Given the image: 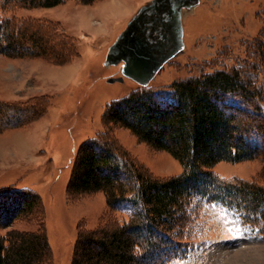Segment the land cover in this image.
Segmentation results:
<instances>
[{"label": "rangeland", "instance_id": "1", "mask_svg": "<svg viewBox=\"0 0 264 264\" xmlns=\"http://www.w3.org/2000/svg\"><path fill=\"white\" fill-rule=\"evenodd\" d=\"M152 1L97 0L85 5L68 0L53 8L0 9V17L21 21L39 32L48 50L47 57L30 45L11 57L0 54V106L41 104L25 116L6 112L7 106H2V113L11 117L0 118V129L16 118L26 124L0 132V193L33 191L35 200L30 212L19 214L0 228V234L45 231L51 264H73L78 253L81 256L75 252L81 233L111 228L113 218L129 220L125 212L129 207L111 215L103 193L76 191L71 180L78 150L106 132L107 107L138 91L140 85L126 77L123 82L109 83V78L122 77L121 64L105 66V61L120 33ZM111 3L118 6L115 13L109 8ZM183 27L184 50L145 88L168 98L176 81L238 67L256 91H264V66H257L255 56L264 47L259 43L264 42V0H199L184 16ZM62 71L67 75L64 81L57 77ZM232 103L241 105L237 100ZM108 125L116 149L140 170L159 179L183 172L169 153L143 142L125 127ZM252 141L255 147H264ZM263 168L262 159L257 158L221 162L213 172L225 182L264 184ZM189 212L193 223L177 231L189 245L186 256L171 264H264V235L242 225L236 212L206 200L192 203Z\"/></svg>", "mask_w": 264, "mask_h": 264}, {"label": "trees", "instance_id": "2", "mask_svg": "<svg viewBox=\"0 0 264 264\" xmlns=\"http://www.w3.org/2000/svg\"><path fill=\"white\" fill-rule=\"evenodd\" d=\"M66 1L0 0V9L53 8ZM78 1L90 5L97 0ZM259 43L264 42L261 39ZM28 45L41 56L47 55L39 32L21 21L0 17V54L11 57ZM263 54L264 47L255 54L259 67L264 66ZM253 86L243 69L236 67L176 81L168 98L139 86L137 92L109 105L103 116L105 129L110 124L131 130L143 142L172 155L183 172L165 179L148 175L116 149L107 129L85 143L76 155L78 166L71 186L79 192L103 193L111 215L129 207L125 211L129 220L113 218L111 228L81 233L75 249L81 256L78 253L73 264H171L184 258L189 245L177 231L183 232L193 223L189 208L195 201L218 202L236 212L242 225L264 235V184L225 182L213 172L221 162L261 158L264 164V147L257 148L252 141L264 143V91ZM38 105L37 101L22 107L1 105L0 118L11 117L2 113V106H7L6 112L9 109L25 116ZM25 124L16 118L0 132ZM32 192L9 189L0 193V228L32 210ZM41 232L0 234V264H51L47 233Z\"/></svg>", "mask_w": 264, "mask_h": 264}, {"label": "water", "instance_id": "3", "mask_svg": "<svg viewBox=\"0 0 264 264\" xmlns=\"http://www.w3.org/2000/svg\"><path fill=\"white\" fill-rule=\"evenodd\" d=\"M199 0H153L143 6L110 46L105 66L121 64L122 77L147 87L161 69L182 52L183 18Z\"/></svg>", "mask_w": 264, "mask_h": 264}, {"label": "bare ground", "instance_id": "4", "mask_svg": "<svg viewBox=\"0 0 264 264\" xmlns=\"http://www.w3.org/2000/svg\"><path fill=\"white\" fill-rule=\"evenodd\" d=\"M110 6L111 7H109V8H111L110 10L112 11V12H114V10L118 7L117 5H116V3H111L110 4ZM126 10V9H125ZM115 13V12H114ZM57 77L59 78V79H61V81L63 80H65V76L67 77V75H64V71H62L61 73H57ZM69 78V77H68ZM21 144V145H20ZM19 145L20 146H22V148H24V143L22 144V143H20ZM25 149V148H24Z\"/></svg>", "mask_w": 264, "mask_h": 264}]
</instances>
